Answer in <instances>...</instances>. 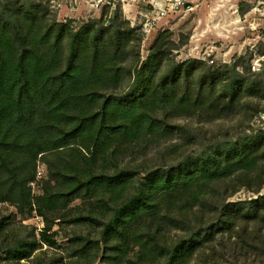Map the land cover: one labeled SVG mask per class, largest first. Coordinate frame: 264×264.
I'll list each match as a JSON object with an SVG mask.
<instances>
[{
  "label": "trees",
  "instance_id": "trees-1",
  "mask_svg": "<svg viewBox=\"0 0 264 264\" xmlns=\"http://www.w3.org/2000/svg\"><path fill=\"white\" fill-rule=\"evenodd\" d=\"M79 27L43 0H0V218L8 264H264V130L216 136L198 122L264 112V80L238 64L175 62L159 32L119 6ZM47 178L33 195L38 162ZM80 200L77 205H72ZM71 226L65 254L57 231ZM65 260V261H64ZM22 261H27L24 263Z\"/></svg>",
  "mask_w": 264,
  "mask_h": 264
},
{
  "label": "rangeland",
  "instance_id": "rangeland-1",
  "mask_svg": "<svg viewBox=\"0 0 264 264\" xmlns=\"http://www.w3.org/2000/svg\"><path fill=\"white\" fill-rule=\"evenodd\" d=\"M55 14L57 20H72L74 27H79L88 19H98L102 10L107 9V18L118 6L124 18L128 19L133 27H141L142 14L152 9L151 2L157 0H43ZM166 7V1L161 2ZM189 6L187 8L186 6ZM155 29L149 36L141 33L142 59L148 54L152 42L161 31H171L172 39L181 46L172 50L175 62L188 59H198L208 66L221 67L238 64L236 70L245 73L254 58L264 52V0H185L183 8H169L167 13L156 21ZM141 32V29H139ZM251 70V69H250ZM264 106V100L259 101ZM242 114L231 119H220L213 122H198L196 119L183 118L192 127H202L211 134L231 136L249 131L264 130V112L244 120ZM37 182L31 184L33 195L41 192L42 179L47 178V169L44 163L38 162ZM264 194V184L259 193H253L245 188L229 197L228 201H239ZM80 203L75 200L73 206ZM7 217L10 227L19 224L32 226L35 232L43 227V220L32 212L21 216L16 208L9 203H0V218ZM57 231V248L43 246L45 258L55 257L58 253L65 254L64 248L68 245L67 235L71 234V226L64 225ZM8 242L0 237V264H8L4 259V249ZM65 261V260H64ZM27 263V261H22ZM95 264H103L97 261Z\"/></svg>",
  "mask_w": 264,
  "mask_h": 264
},
{
  "label": "built area",
  "instance_id": "built-area-1",
  "mask_svg": "<svg viewBox=\"0 0 264 264\" xmlns=\"http://www.w3.org/2000/svg\"><path fill=\"white\" fill-rule=\"evenodd\" d=\"M166 1V7L162 5L161 2ZM152 9L151 11L142 14V22H141V32L144 37L149 36L151 32L155 29L156 23L155 21L160 18L162 15L167 13L169 8H183L185 5V0H157L152 1ZM189 8V6H186ZM250 69L254 73H259L264 80V52L254 58L251 62ZM264 118V117H263ZM40 172H37L39 175Z\"/></svg>",
  "mask_w": 264,
  "mask_h": 264
}]
</instances>
